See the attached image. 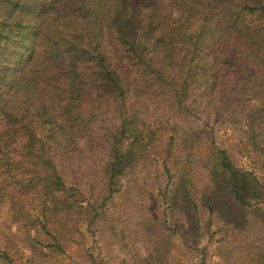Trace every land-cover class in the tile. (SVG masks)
I'll list each match as a JSON object with an SVG mask.
<instances>
[{"label":"trees","instance_id":"obj_1","mask_svg":"<svg viewBox=\"0 0 264 264\" xmlns=\"http://www.w3.org/2000/svg\"><path fill=\"white\" fill-rule=\"evenodd\" d=\"M219 117L247 120L264 154V0H0V199L12 208L32 199L39 217L75 213L92 226L123 178L158 156L196 209L190 174L201 165V208L248 235V213L264 226V184L219 147ZM98 149L103 187L85 206L66 169Z\"/></svg>","mask_w":264,"mask_h":264},{"label":"rangeland","instance_id":"obj_2","mask_svg":"<svg viewBox=\"0 0 264 264\" xmlns=\"http://www.w3.org/2000/svg\"><path fill=\"white\" fill-rule=\"evenodd\" d=\"M246 107V113H251L250 106ZM201 119L202 125L206 119ZM210 123L217 144L228 151L236 167L254 173L264 184V154L249 139V122L223 123L219 117ZM104 156L103 149H98L88 157L71 161L66 169L67 185L82 191L81 201L85 206L87 197L92 194L96 197L102 190L100 170ZM158 160V156H152L151 164L124 177L121 192L107 202L92 226L75 213L60 214L55 222L52 218L39 217L36 201L32 199L26 206L17 201V208L0 199L2 251H7L15 264H264L252 260L258 247L264 251L262 219L248 213V235L241 236L238 230L227 232L220 228L223 225L214 214L201 208L208 183L202 166L194 164L190 174L198 196L199 209H196L176 196L177 172L168 185L169 178ZM259 205L264 209V201ZM41 222L60 237L64 252L50 247L53 239L43 230ZM243 236L248 251L235 240ZM0 264H7L1 252Z\"/></svg>","mask_w":264,"mask_h":264}]
</instances>
